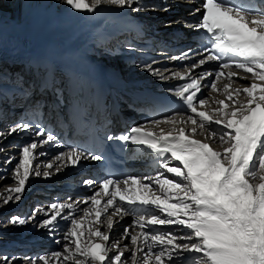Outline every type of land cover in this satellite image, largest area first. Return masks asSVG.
<instances>
[{"label": "snow or ice", "instance_id": "6c2138e0", "mask_svg": "<svg viewBox=\"0 0 264 264\" xmlns=\"http://www.w3.org/2000/svg\"><path fill=\"white\" fill-rule=\"evenodd\" d=\"M64 2L83 13H95L103 5L132 8L135 12L147 10L140 0ZM193 13L202 15L197 23L186 22L185 26L205 35V49L197 53L201 58L193 59L191 65L170 77L146 66L161 78L185 81L174 94L189 114L156 119L119 137L149 149L158 158L166 157L162 167L175 179L163 173L155 177L106 178L83 201L88 207L79 217L75 210L80 201L52 203L50 211L37 208L28 217L9 218L7 224L23 226L35 220L37 213H43L45 218L38 227L49 234L57 231L60 220L68 222L63 250L28 258L30 264H264V0H203ZM172 59L192 57L184 53ZM209 62H216L214 73L192 75ZM209 77L211 81L202 85ZM238 79L250 83L233 87ZM202 87L209 89L207 97L199 96ZM241 96L245 97L243 101ZM162 125L169 127L166 130ZM29 130L28 123L20 122L6 133L0 132V136ZM35 135L43 137L39 146L55 140L42 127ZM37 147L35 141L21 146L11 172L14 186L5 185L6 194L0 195L4 205L21 200L30 178H50L53 171L79 166L82 159H102L73 147L59 153L41 172L33 165ZM84 183L91 185L93 181ZM117 216L134 217L121 237L128 241L123 247L121 241L108 243ZM172 225L182 230L172 232L158 227ZM4 226L0 223V228ZM113 250L115 254L110 257ZM0 259L3 264H11L7 257Z\"/></svg>", "mask_w": 264, "mask_h": 264}, {"label": "bare ground", "instance_id": "6f19581e", "mask_svg": "<svg viewBox=\"0 0 264 264\" xmlns=\"http://www.w3.org/2000/svg\"><path fill=\"white\" fill-rule=\"evenodd\" d=\"M160 1L161 0H140L141 6L147 5V10L141 12H135V13L140 16V22L143 23L145 26L146 25L153 26L152 23L155 21V18L157 16L152 15V13L154 11L160 10V8L156 7V6H161ZM167 1L170 2L171 5V0H167ZM133 7H135V5ZM87 14L88 13L77 12L75 10H72L64 2V0H0V73H1L0 87H6L5 89L0 88V98L3 99V101H5V99L6 100L12 99L13 92H10V89L14 91L18 90L17 86L19 87L23 86V84L26 81H27L26 88H28V93L33 91L34 86H30L32 82L30 80V77L34 76L37 71L34 70V67H31L32 69L30 70L29 73L27 71L28 64L32 60L33 53L37 52L46 56L47 58L53 59L55 57V49H58L57 47H62L69 50V52L67 53L68 57L71 56L72 51L88 52V53H93L99 57H105L106 60L112 63V65H116L118 63L120 67H124V68H127L128 63L131 61L133 65H136V62L138 61L146 62L147 60H151L147 65L152 64L151 67L153 69L160 70V72L163 73L164 77H170L173 72L181 71L179 70V66L175 62H173L174 59H172V57L175 56H173V53L170 52L169 50H164L162 52L160 51L151 52V50L153 49H143L142 47H139V50L143 51L142 57L139 54H136L134 49H128L126 52H124L123 50H117V49L115 50L114 48H111L112 51L102 50L101 48L106 47L107 44L104 43L99 38L93 35H89L86 31H83L82 23ZM181 25L185 27V22H181ZM161 26L163 27L164 25ZM187 28L188 27H186L185 29ZM189 30H193V28H189ZM165 35H169V33ZM116 52H120V54L116 56L115 55ZM165 59H168V61H170V66L165 70H162L158 66L159 64L158 62ZM147 65H145L142 69L146 68ZM22 69H24L23 74L20 73L16 74V76H14L11 81H9L10 78L7 75L4 76L7 73L11 74L12 72H17V71L21 72ZM122 73L124 75L126 82L130 86L140 89L151 88L153 89L154 93H159V92L170 93L172 84L174 80H176L175 78H171V79L161 78V75L160 76L159 74L154 75L148 70L147 71L139 70V65L132 66L131 69L124 72L122 71ZM194 75L195 77L200 76V74L198 73H194ZM202 83L204 85L209 83V81L203 80ZM248 83H250V81L245 80L244 84H248ZM239 86H241L239 85V83L233 85V87H239ZM240 99L241 101H243L245 97L241 96ZM30 106L31 107L34 106L32 102L30 103ZM16 108L20 109L19 116L22 114L26 115L27 111L29 113L31 112V109L23 110L22 105H20L19 107L18 106L10 107L9 109L10 112H8V116L6 117V119L16 114L17 112ZM12 121L13 120H10V122ZM132 123H134V121ZM2 124H3V120L1 121L0 125ZM162 127L167 130L169 126L164 125ZM23 137L24 139L32 140L31 130H29L28 134L24 135ZM16 138L18 139L20 137H16ZM199 138L203 139V137H199ZM12 141L18 144L23 140L18 141V143L14 139H12ZM213 146L218 147V145H216L215 143H213ZM0 148L3 149L2 157L0 159L2 158L8 159L10 157H15L13 161H11L13 162L11 166L14 167L16 165L17 159L19 158L18 155H12L15 151V147L13 146L11 151L4 149L3 147ZM7 153L11 155H8ZM35 153H36L35 154L36 159L34 161V164H37V166H39L41 170L43 169L42 160L39 158L41 151L36 149ZM42 157L45 156L42 155L41 158ZM5 171L6 169L0 170V176H3L2 179H4L3 182H1L2 179L0 180V186L1 185L3 186L0 191V195L6 194L4 192V186L11 185L9 183H11L10 181H13L10 172L11 170H8V172L6 173ZM169 178L175 179L173 177H169ZM55 180H56L55 176H51L50 178L44 180L45 182H48L50 184L46 186H41V188L46 189L47 192L43 189L38 191L39 193H45L49 196V197H45L48 198L49 205L57 202H66L65 200L61 201L62 199L60 198V196L63 195L62 190H64L66 184L55 182ZM44 181L43 179H39V178L37 179L30 178L29 185L31 187L29 190V197L33 195V192H35L34 191L35 188L39 189L40 186H37L36 184L44 183ZM33 182H35V184H33ZM62 187L63 189L61 191L54 190L55 188H62ZM97 190H98V186L95 187L93 186L90 189L85 190L82 195L87 199L91 197L94 194V192ZM53 191L56 192V194H53ZM36 193L37 192H35V194ZM39 193H37V195ZM40 196L43 195L41 194ZM77 200L78 199H71V201H73V204H75ZM83 201L80 200V202L82 203ZM79 204H77V206H79ZM3 205L4 204L0 202V208H2ZM49 205L45 206L44 208L45 211H50L48 209ZM5 206L6 205H4V207ZM23 207H22V213H24L23 215H25L27 212L26 210H23ZM86 207H88V205L84 204L83 206L78 208L77 211L75 212V215L77 217L81 216L82 210ZM20 209H18V211ZM67 211L68 210H65V212ZM140 211H145V210H140ZM44 218L45 217L43 213H37L35 220H32L31 224H29L28 226L25 224L24 228L22 229L21 227H14L15 230H13L12 233L8 234V237H14L15 240H17L21 237V235H15L16 232L23 231L22 234L23 237L26 234L25 230L30 228L31 229L30 233H32L33 235L25 242L30 243L29 240H32V237H35L38 233V236L39 234H41L43 238H48L52 240V246L54 244L56 247H59L60 245L63 246V244L65 243L64 240L61 239L60 241L61 243L60 242L58 243L55 240L61 237V234L62 232H64V229L68 225V222L60 220L57 226V231L54 234H49L48 230L42 227H41L42 230L40 231L36 230L37 223ZM114 219L117 221V223L115 224L112 230V234L114 236L112 240L118 239L117 235H121L120 232L122 231L124 225L122 224L123 221L125 222V220H130L129 223L132 224L134 221V217L124 216L123 218H121L117 216ZM121 220L123 221L121 222ZM125 223L127 224L128 222ZM130 224H128L126 228H129ZM158 227L160 228V230H164V231L180 232L182 230V229H170L171 226H158ZM6 230H10V229H6ZM101 230L103 231L104 228H101ZM0 241H2L3 243L7 242L4 239L3 240L0 239ZM121 241H123V243H121V247H123L125 244L128 243L127 240H121ZM11 243L12 241L8 242L7 244L10 245ZM108 243L111 244L110 241ZM13 244H16L15 241ZM13 249L14 248L12 247L5 248V250H7V253L9 254H13ZM0 253H3L1 248H0ZM35 253L36 251L35 252L33 251L31 253L30 255L31 258H33V256H36L34 255ZM50 254L46 253V255H50ZM114 254H115L114 250L112 252H109L110 257ZM128 255H130V253H125V256ZM16 260L19 261L22 259L16 257L15 261ZM1 261L3 262L2 259ZM27 264H30V262H28ZM40 264H42V262H40Z\"/></svg>", "mask_w": 264, "mask_h": 264}, {"label": "rangeland", "instance_id": "374dc122", "mask_svg": "<svg viewBox=\"0 0 264 264\" xmlns=\"http://www.w3.org/2000/svg\"><path fill=\"white\" fill-rule=\"evenodd\" d=\"M5 63V62H4ZM126 107V106H125ZM124 107V108H125ZM137 123L136 124H139V123H141V120L140 119H138L137 121H136ZM4 141V140H3ZM1 152V154H0V158L2 157V153H3V151H0ZM7 161V159L5 158V159H0V170L1 169H6V171H5V173L6 172H8V170H11L10 172H12V169L14 168V167H12L11 165L13 164V162H11V163H7L6 162ZM12 161H13V159H12ZM11 176V175H10ZM0 177H3V176H0ZM6 177V176H5ZM1 180V179H0ZM4 181V179H2L1 180V182H3ZM11 183H9V184H11V185H13L12 184V182L13 181H10ZM2 185L0 186V191H1V189H2ZM39 189H43V190H45L46 192H47V190L46 189H44V188H41V187H39ZM39 189H37V191H35V192H37V193H39L38 191H39ZM63 189V187L62 188H55L54 190H57V191H61ZM35 192H33V195L31 196V197H34V196H36L37 195V193L35 194ZM43 195V196H40V195ZM53 194H56V192H54L53 191ZM46 195V196H45ZM37 196H40V197H49L47 194H45V193H39ZM31 199V198H30ZM61 201H64V200H61ZM66 202H68V203H73V201H71V199H69V200H65ZM71 201V202H70ZM16 204V202L13 204V202H10L9 204H7L5 207H4V205H3V207L2 208H0V223H4L5 224V226L4 227H2V228H0V239L1 240H6L7 242L5 243H3L2 241H0V248L2 249V252L3 253H0V258H3V257H7L8 258V260L11 262V264H27L28 262H30L29 261V259L28 258H31V256L30 255H27V254H24V256H26V257H24V258H22V255H21V252H22V249H18V248H21V247H23V249H26L27 247H24V246H21V244L23 243V244H27V245H32V242L30 241V243H27V242H25V241H27V239H29L33 234L32 233H30L29 234V236L28 237H25L26 235H27V233L22 237V234H23V231H19V232H16V234L15 235H21V237L19 238V239H17V240H15V238L14 237H8V234H10V233H12V231L13 230H15V228L14 227H21V229L22 228H24V225L23 226H19V225H15V226H13V225H11V224H7L6 222H7V220L9 219V218H11V217H17L18 215L17 214H20V216H18V217H28L32 212L30 211V212H28L27 214H26V216L25 215H23L24 213H22V207H21V209L18 211H15L16 212V215L14 214V213H10V211H6V210H8L11 206H14ZM49 205V204H48ZM45 206L46 205H44L43 206V208H45ZM24 208V207H23ZM32 207H30L29 209H31ZM26 210V209H25ZM129 221L130 220H125V222H128L127 224L123 221V223L122 224H124L123 225V228L124 227H126V226H128V224H130L129 223ZM131 225V224H130ZM36 226H38V223H37V225ZM13 227V228H12ZM6 229H10V230H6ZM36 230H38V231H40V230H42V228L41 227H38V228H36ZM15 232V231H14ZM30 232H31V229H30ZM63 233L64 232H62V234H61V237H60V239H58V240H56V242L57 241H61V239L63 240ZM121 233V235L120 236H122L123 235V233H122V231L120 232ZM41 234H39V236H38V233H37V235H36V237H32L33 239H36V241H42V242H47V240H49L47 243H48V246H44V247H41L40 249L39 248H37L36 249V253L34 254V255H36V256H33V259H35L36 257H39V256H43V255H46V253L47 254H50V253H54V252H57V251H62L63 250V247H61L62 245H60L59 247H56L55 246V244L52 246V240H50V239H48V238H44V239H40V238H43L42 237V235L40 236ZM114 236H113V234H112V236H111V238H113ZM117 238L119 239H116V240H118V241H121V239L119 238V235H117ZM23 239V240H22ZM10 241H12V243L9 245V244H7L8 242H10ZM14 241H15V243L16 244H13L14 243ZM61 243V242H60ZM121 243H123V241H121ZM7 245H9V246H7ZM18 246H20V247H18ZM33 246V245H32ZM6 247H8V248H14L13 249V254H9V253H7V250H5V248ZM18 247V248H17ZM55 250V251H54ZM33 251H34V249H33ZM44 251H46V252H44ZM115 251V250H114ZM41 252V253H40ZM39 253V254H38ZM16 257H19V258H21L22 260H19V261H15V258ZM28 259V260H27ZM26 260V261H25ZM0 264H3V262L1 261V259H0ZM129 264H130V262H129Z\"/></svg>", "mask_w": 264, "mask_h": 264}]
</instances>
